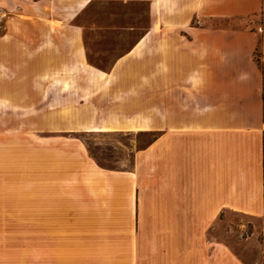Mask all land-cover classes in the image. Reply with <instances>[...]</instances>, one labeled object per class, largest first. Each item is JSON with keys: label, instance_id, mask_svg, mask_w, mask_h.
I'll return each mask as SVG.
<instances>
[{"label": "crops", "instance_id": "crops-1", "mask_svg": "<svg viewBox=\"0 0 264 264\" xmlns=\"http://www.w3.org/2000/svg\"><path fill=\"white\" fill-rule=\"evenodd\" d=\"M65 4L63 23L97 8L99 31L129 47L102 70L88 61V26L68 24L70 63L86 70L70 127L153 135L131 166L70 185V224L81 225L70 226V264H247L221 224L234 213L264 224V0ZM254 16L255 28L211 23Z\"/></svg>", "mask_w": 264, "mask_h": 264}, {"label": "rangeland", "instance_id": "rangeland-1", "mask_svg": "<svg viewBox=\"0 0 264 264\" xmlns=\"http://www.w3.org/2000/svg\"><path fill=\"white\" fill-rule=\"evenodd\" d=\"M65 3L0 0V264H70V226H81L70 224V185L99 183L102 171L131 166L153 137L70 127L81 116L72 110L86 70L70 63L78 35L68 24L88 26V61L102 70L129 47H119L123 33L99 31L105 17L97 8L63 23ZM261 22L260 16L211 21L254 28ZM39 59L48 61L42 69ZM231 215L222 236L247 264H264L262 221Z\"/></svg>", "mask_w": 264, "mask_h": 264}]
</instances>
